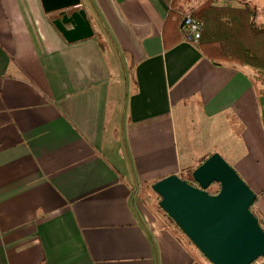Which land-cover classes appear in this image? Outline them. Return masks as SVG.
<instances>
[{
	"label": "crops",
	"instance_id": "0c3cea01",
	"mask_svg": "<svg viewBox=\"0 0 264 264\" xmlns=\"http://www.w3.org/2000/svg\"><path fill=\"white\" fill-rule=\"evenodd\" d=\"M173 1L0 0V264H212L142 188L215 152L264 227V75L207 59Z\"/></svg>",
	"mask_w": 264,
	"mask_h": 264
},
{
	"label": "water",
	"instance_id": "95a60500",
	"mask_svg": "<svg viewBox=\"0 0 264 264\" xmlns=\"http://www.w3.org/2000/svg\"><path fill=\"white\" fill-rule=\"evenodd\" d=\"M191 177L194 183L172 173L151 185L159 206L190 241L212 264L264 258V227L252 209L258 195L239 172L215 152ZM213 184L219 185L216 192L209 191Z\"/></svg>",
	"mask_w": 264,
	"mask_h": 264
},
{
	"label": "trees",
	"instance_id": "16d2710c",
	"mask_svg": "<svg viewBox=\"0 0 264 264\" xmlns=\"http://www.w3.org/2000/svg\"><path fill=\"white\" fill-rule=\"evenodd\" d=\"M180 1L172 2L166 23L178 25L188 14L180 6ZM238 1L243 5L226 6L217 4L216 0H204L190 9L189 14L203 23L201 37L194 44L213 63L247 65L264 75V24L257 22L258 11L255 7L244 0Z\"/></svg>",
	"mask_w": 264,
	"mask_h": 264
},
{
	"label": "rangeland",
	"instance_id": "374dc122",
	"mask_svg": "<svg viewBox=\"0 0 264 264\" xmlns=\"http://www.w3.org/2000/svg\"><path fill=\"white\" fill-rule=\"evenodd\" d=\"M184 155H182V158ZM192 157H195V155H192ZM225 158V157H224ZM226 159V158H225ZM186 160V159H184ZM229 162V161H228ZM230 163V162H229ZM231 164V163H230ZM235 168V167H234ZM237 170V169H236ZM238 171V170H237ZM239 172V171H238ZM239 174L242 176V178L248 183V174L245 171H242V174L239 172ZM244 174V176H243ZM247 174V175H246ZM183 178L190 179L191 173L188 171H184L182 174ZM153 183H146L142 188V195L145 197L147 202L149 203L150 207L155 210V212L158 215V221L161 222L164 225H167L169 222V226L175 230V233L178 234L183 239H186L187 241L190 239L185 235V233L177 226V224L165 213V211L159 206L160 196L152 189L151 185ZM249 184V183H248ZM219 188L218 184H213L210 186L209 191H217ZM171 221V222H170ZM160 226V225H159ZM264 262V258H260L255 264H261Z\"/></svg>",
	"mask_w": 264,
	"mask_h": 264
},
{
	"label": "built area",
	"instance_id": "2783aa9c",
	"mask_svg": "<svg viewBox=\"0 0 264 264\" xmlns=\"http://www.w3.org/2000/svg\"><path fill=\"white\" fill-rule=\"evenodd\" d=\"M202 29L203 23L200 20L190 14L185 15L182 24L184 39L192 43L197 42L201 37Z\"/></svg>",
	"mask_w": 264,
	"mask_h": 264
},
{
	"label": "flooded vegetation",
	"instance_id": "af4514ba",
	"mask_svg": "<svg viewBox=\"0 0 264 264\" xmlns=\"http://www.w3.org/2000/svg\"><path fill=\"white\" fill-rule=\"evenodd\" d=\"M184 179H186V178H184ZM190 183H194V181H193V179L192 178H190V179H187ZM214 192V191H213ZM216 192V191H215Z\"/></svg>",
	"mask_w": 264,
	"mask_h": 264
}]
</instances>
